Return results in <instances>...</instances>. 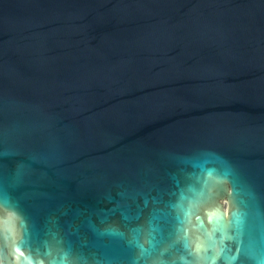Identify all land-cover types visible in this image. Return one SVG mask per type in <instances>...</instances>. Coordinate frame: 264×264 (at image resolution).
Instances as JSON below:
<instances>
[{
  "label": "water",
  "instance_id": "water-1",
  "mask_svg": "<svg viewBox=\"0 0 264 264\" xmlns=\"http://www.w3.org/2000/svg\"><path fill=\"white\" fill-rule=\"evenodd\" d=\"M0 264H264V0H0Z\"/></svg>",
  "mask_w": 264,
  "mask_h": 264
}]
</instances>
